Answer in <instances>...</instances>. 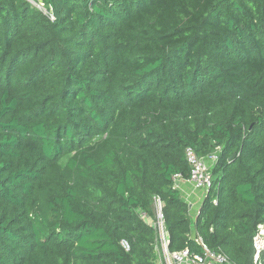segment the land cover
<instances>
[{
    "label": "trees",
    "instance_id": "obj_1",
    "mask_svg": "<svg viewBox=\"0 0 264 264\" xmlns=\"http://www.w3.org/2000/svg\"><path fill=\"white\" fill-rule=\"evenodd\" d=\"M156 197L171 252L254 264L264 0H0V264H155Z\"/></svg>",
    "mask_w": 264,
    "mask_h": 264
},
{
    "label": "built area",
    "instance_id": "obj_2",
    "mask_svg": "<svg viewBox=\"0 0 264 264\" xmlns=\"http://www.w3.org/2000/svg\"><path fill=\"white\" fill-rule=\"evenodd\" d=\"M35 5L40 8L50 19H54V15L51 10H47L41 2H35ZM186 157L191 167V173L188 181L194 185V187L203 192V198L209 191L212 185L211 166L218 160L216 153L208 156H199L192 147L186 149ZM174 180L176 186L179 187L181 182H184L181 174H175ZM163 201L160 197H156V208L158 216V228H159V243L162 239L165 245V260L161 261L158 252V259L155 264H232L228 256L222 252H217L210 249L205 245L201 236L196 235L197 241L201 244L202 252L196 253L190 251L188 248L171 252L168 248L169 233L164 227V215H163ZM253 245L255 248L254 264H263L264 261V224H260L258 232L254 236ZM159 248V247H158Z\"/></svg>",
    "mask_w": 264,
    "mask_h": 264
},
{
    "label": "crops",
    "instance_id": "obj_3",
    "mask_svg": "<svg viewBox=\"0 0 264 264\" xmlns=\"http://www.w3.org/2000/svg\"><path fill=\"white\" fill-rule=\"evenodd\" d=\"M186 185V186H185ZM180 187H178L180 189L181 195L182 197L189 203L190 208H191V212L193 213V215L195 214V211H197V203L200 202L201 200V196H200V191L197 190L194 185L192 183H190L188 180L184 181V183H180L179 184ZM194 205H192V203H194Z\"/></svg>",
    "mask_w": 264,
    "mask_h": 264
},
{
    "label": "rangeland",
    "instance_id": "obj_4",
    "mask_svg": "<svg viewBox=\"0 0 264 264\" xmlns=\"http://www.w3.org/2000/svg\"><path fill=\"white\" fill-rule=\"evenodd\" d=\"M35 4V3H34ZM182 183H184V182H182ZM186 186V185H185ZM180 187V186H179ZM203 192H200V196H201V200H200V202L199 203H197L198 205H197V209L199 208V206H200V204L202 203V201H203V194H202ZM195 204V202L194 203H192V205H194ZM196 212V211H195ZM159 248H158V252H159V255H160V259H161V261L162 262H164V260H165V245H164V240L162 239V241H161V244L159 243V246H158Z\"/></svg>",
    "mask_w": 264,
    "mask_h": 264
},
{
    "label": "water",
    "instance_id": "obj_5",
    "mask_svg": "<svg viewBox=\"0 0 264 264\" xmlns=\"http://www.w3.org/2000/svg\"><path fill=\"white\" fill-rule=\"evenodd\" d=\"M236 152H234L230 157H229V161H231L232 159H234L236 157Z\"/></svg>",
    "mask_w": 264,
    "mask_h": 264
}]
</instances>
